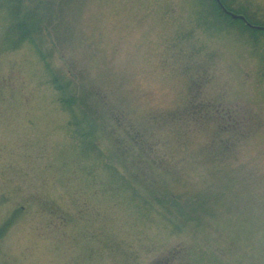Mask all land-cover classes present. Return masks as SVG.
<instances>
[{"label": "rangeland", "instance_id": "rangeland-1", "mask_svg": "<svg viewBox=\"0 0 264 264\" xmlns=\"http://www.w3.org/2000/svg\"><path fill=\"white\" fill-rule=\"evenodd\" d=\"M200 11L25 0L12 47L0 0V264H264V37Z\"/></svg>", "mask_w": 264, "mask_h": 264}, {"label": "trees", "instance_id": "trees-1", "mask_svg": "<svg viewBox=\"0 0 264 264\" xmlns=\"http://www.w3.org/2000/svg\"><path fill=\"white\" fill-rule=\"evenodd\" d=\"M24 1L25 0H5V5L7 6L8 11L12 17V23L10 27H8V31L11 33L10 46L12 47H18L26 41H32L35 28H38V26L42 27L43 25L41 21V14H34L33 17L31 14H29L28 17L22 14ZM219 1L227 10L232 11L236 14L243 15L244 20L240 18H232L229 14L225 13L218 5L217 0H198V5L200 6L201 10L200 20H203V22L208 25L206 27H209L213 30L236 29L238 34L241 33L245 37H249V39L251 40L259 41L261 37H264V29L247 25V23H249L253 26H262L264 28V19H257L254 15H250L248 13V10L232 7V0ZM42 58L44 57L42 56ZM46 65L49 66V64ZM53 82L55 83L58 93L61 96L59 98L63 106L66 107L69 112H73V109L75 108L76 98L74 97V95L65 94V83L59 80L58 75L56 76L55 73H53ZM93 129V127L91 129L87 128L85 131H83V133L85 132L90 134ZM98 157L100 156L98 155ZM107 166L109 165L107 164ZM136 191L137 190H135L134 192L135 196L136 198L140 199V192L137 193ZM144 204H148V202H145ZM178 210L181 212H185L182 208H178ZM20 213V208L15 209L5 218V220L0 224V237L8 231L11 224L15 221Z\"/></svg>", "mask_w": 264, "mask_h": 264}, {"label": "water", "instance_id": "water-1", "mask_svg": "<svg viewBox=\"0 0 264 264\" xmlns=\"http://www.w3.org/2000/svg\"><path fill=\"white\" fill-rule=\"evenodd\" d=\"M217 3H218V5L221 7V9H222L225 13L229 14L232 18H240V19L244 20L243 15H241V14H236V13H234V12H232V11L227 10V9L222 5V3H221L219 0H217ZM247 25H249V26H251V27H255V28H261V29H264L262 26H253V25H251V24H249V23H247Z\"/></svg>", "mask_w": 264, "mask_h": 264}]
</instances>
